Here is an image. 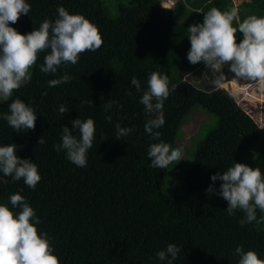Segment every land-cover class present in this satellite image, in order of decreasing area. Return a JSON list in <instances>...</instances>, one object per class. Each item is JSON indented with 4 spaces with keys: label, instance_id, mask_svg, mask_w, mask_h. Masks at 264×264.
<instances>
[{
    "label": "trees",
    "instance_id": "16d2710c",
    "mask_svg": "<svg viewBox=\"0 0 264 264\" xmlns=\"http://www.w3.org/2000/svg\"><path fill=\"white\" fill-rule=\"evenodd\" d=\"M26 2L31 5L28 15L9 24L21 34L38 29L46 19L54 21L62 6L97 25L103 44L82 53L75 65L62 64L56 75L39 70L47 50L41 52L31 80L13 92L12 99L35 109V129L17 133L0 118V146L18 145L16 154L37 164L41 180L31 189L22 179L0 172V204L15 212L19 209H12L9 197L24 196L60 264H167L156 254L169 244L181 249L173 264H237L238 246L264 259V213L257 209L259 222L241 226L244 213L228 215V202L216 194L222 181L211 180L245 158L264 174V129L232 94L212 85L216 74L210 69L209 84L185 77L200 66L207 68L203 61L193 65L187 59L191 25L203 23L212 7H236L239 19L233 26L238 27L249 15L264 16V0L238 6L233 0H177L173 8L163 7L161 0ZM236 39L239 43L243 34L237 32ZM154 71L169 78L165 124L154 130L161 140L173 148L182 146L186 125L200 111L205 115L183 160L166 169L150 167L149 146L159 141L145 132L149 117L139 102L143 92L131 84L135 77L146 89ZM223 71L227 81L234 79L228 66ZM65 73L70 82L49 87V80ZM109 99L118 103L106 112L101 105ZM9 103L0 102V115L8 113ZM61 104L69 109L64 116L58 111ZM77 118L95 122L86 167H77L64 151L54 149L62 142V127L71 128ZM117 123L133 131L118 140ZM73 134L79 138L78 131ZM41 137L44 143L38 145ZM210 185L215 189L211 194L206 192Z\"/></svg>",
    "mask_w": 264,
    "mask_h": 264
},
{
    "label": "clouds",
    "instance_id": "9594fccd",
    "mask_svg": "<svg viewBox=\"0 0 264 264\" xmlns=\"http://www.w3.org/2000/svg\"><path fill=\"white\" fill-rule=\"evenodd\" d=\"M176 2L172 6H162L173 8ZM30 10L31 5L26 0H0V102L11 100L8 113L0 115V118L17 133L35 129V109L20 98L12 99V96L15 90L31 80V70L40 53L47 50L39 70L56 75L62 64L75 65L82 53L96 51L103 44L97 25L81 14H70L62 6L58 7V17L54 21L46 19L38 29L26 35L9 26L10 22L17 23L21 14L28 15ZM238 19L236 7L226 11L212 7L204 13L203 23H194L188 28L191 47L187 59L193 65L203 61L211 73L216 74L211 78L213 86L219 87L227 81L223 69L228 66L235 81H252L248 86L255 85L264 91V16L249 15L234 27L233 22ZM237 32L243 34L239 43ZM70 80L71 77L65 73L59 79L49 80L48 85L54 87ZM131 84L138 92H143L139 102L149 117L144 125L145 132L151 139L159 141L149 146L150 167L166 169L171 163L183 160V146L173 148L160 139L159 131H154L165 124L163 106L170 95L168 75L152 72L144 90L135 77ZM117 103L109 99L101 107L107 112ZM58 111L64 116L69 109L61 104ZM106 119L111 122L112 117L107 116ZM71 125V128L62 127V142L54 145V149L64 151L67 159L77 167H86L88 151L95 139V122L92 118L83 121L77 118L71 121ZM115 128L118 140L133 131L119 123ZM74 131L79 132V138L73 134ZM43 143L41 137L38 145ZM18 147L14 143L0 146V172L14 181L22 179L25 185L35 189L41 180L38 166L32 160L20 158L16 154ZM211 180L222 181L216 194L228 202V215H234L237 210L243 212L244 218L239 221L241 226L259 222L257 209L264 213V174L259 167L235 162L226 171L217 172ZM206 192L211 194L215 189L210 185ZM9 200L12 209L19 210L14 212L6 204H0V264H60L47 233H39L36 225L40 220L25 197L16 193ZM180 251L176 245L169 244L166 250L156 255L160 261L173 264ZM234 255L239 257L237 264H264V259L259 258L256 251H245L243 246L236 247Z\"/></svg>",
    "mask_w": 264,
    "mask_h": 264
},
{
    "label": "rangeland",
    "instance_id": "374dc122",
    "mask_svg": "<svg viewBox=\"0 0 264 264\" xmlns=\"http://www.w3.org/2000/svg\"><path fill=\"white\" fill-rule=\"evenodd\" d=\"M162 4L165 6H172L175 0H162ZM235 5L240 4L245 0H233ZM208 71V74L206 73ZM209 75H212L209 69H205L204 66H200L195 70L191 75H185L186 78H194L195 83H207L209 84ZM231 82L226 81L223 83L220 88H223L226 91H229L237 101L238 105L241 106L253 119L259 124L260 127L264 128V91H261L255 85L248 86L249 83H253L249 80L239 79L238 82L230 80ZM205 117V115L200 111L198 114L194 115L192 121L186 125L185 133L181 138V145L183 146V156L185 155L186 147L192 146L191 140L193 134L197 131V124ZM215 118H213V121ZM185 150V151H184ZM182 156V158H183ZM244 164H247L251 167V161L247 158L243 161ZM180 163H178L177 169L179 168ZM184 172V171H183ZM182 172V173H183ZM175 180H177L175 178ZM179 183L178 181H175Z\"/></svg>",
    "mask_w": 264,
    "mask_h": 264
}]
</instances>
